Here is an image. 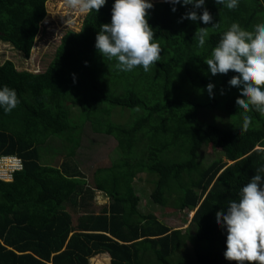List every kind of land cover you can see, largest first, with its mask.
Instances as JSON below:
<instances>
[{
  "label": "trees",
  "instance_id": "trees-1",
  "mask_svg": "<svg viewBox=\"0 0 264 264\" xmlns=\"http://www.w3.org/2000/svg\"><path fill=\"white\" fill-rule=\"evenodd\" d=\"M47 1L0 0V40L29 57ZM114 2L87 13L79 31L62 34L44 72L19 70L10 59L0 63V87L14 89L20 100L11 113L0 108V156H18L23 164L11 181L0 180V264H89L101 253L109 264H185L171 257L186 241L200 264H234L224 258L227 233L215 214L238 200L240 188L264 165V115L248 113L251 125L241 132V90L228 84L237 74L213 76L204 62L233 22L246 30L264 23V0H239L235 10L205 0L218 28L181 20L192 5L176 4L173 12L172 4L149 0L147 21L162 49L149 72L141 66L119 71L97 52L96 35L111 23ZM198 27L209 29L203 48L193 38ZM205 108L226 115L209 120ZM115 110L120 118L127 112L123 121L111 118ZM86 123L113 136L121 155L98 167L92 183L71 162ZM50 137L68 145L58 166L40 162L39 146ZM208 143L228 150L232 162H202ZM140 172L152 177L154 203L193 211L185 231L140 209L133 186ZM96 191L109 202L94 210Z\"/></svg>",
  "mask_w": 264,
  "mask_h": 264
},
{
  "label": "clouds",
  "instance_id": "clouds-1",
  "mask_svg": "<svg viewBox=\"0 0 264 264\" xmlns=\"http://www.w3.org/2000/svg\"><path fill=\"white\" fill-rule=\"evenodd\" d=\"M161 1L172 4L173 12L176 4L192 5L181 20H199L205 25L219 27L218 22L213 23L209 11L203 8L205 0ZM64 3L80 13H90L98 12L106 0H64ZM215 3L229 10L239 6V0H215ZM152 8L149 0H115L111 23L100 25L95 38L97 52L103 58L115 61V69L131 72L141 66L144 72H149L160 61L162 49L154 42V31L147 21L148 10ZM197 9L203 11L198 15ZM208 37V27H198L193 38L197 40V46L203 48ZM204 63L213 76L226 75L229 71L237 74L228 84L241 90L236 105L243 109L241 132H247L252 122L248 113L255 111L264 115V23L246 30L233 22ZM213 89L212 83L206 85L210 98H213ZM19 104L14 89L7 85L0 87V108L6 114ZM238 197L229 202L226 210L215 214L217 225L227 233L224 258L234 264H264V165L256 168V174L240 188Z\"/></svg>",
  "mask_w": 264,
  "mask_h": 264
},
{
  "label": "rangeland",
  "instance_id": "rangeland-1",
  "mask_svg": "<svg viewBox=\"0 0 264 264\" xmlns=\"http://www.w3.org/2000/svg\"><path fill=\"white\" fill-rule=\"evenodd\" d=\"M46 9V15L40 24L39 32L35 38L30 56L25 57L9 43L0 40V63L6 59H10L19 70H26L36 74L44 72L46 66L53 57L61 35L68 29L79 31L83 18L87 14L80 13L68 7L64 3V0H48L46 2ZM64 106L72 114H76L79 111L78 106L70 101H65ZM114 112L115 113H112L111 116L114 121H123L127 116L126 112L124 118H120L118 117V111L115 110ZM202 113H204L209 120L214 116L219 120L226 115L220 110L208 108L202 109ZM67 146V144L65 145L63 141L57 137H50L45 144L39 146L40 162L58 166L63 159L67 158V151L65 149ZM120 156L117 150V142L113 136L93 131L91 125L86 123L83 128L80 145L76 148V154L71 159V162L79 167V170L86 176L88 183H92L94 171L98 167L109 166L112 161H115ZM228 158V150L213 149L209 143L204 146L200 153V160L202 162L220 159L230 164L232 160ZM133 186L140 196V209L142 211L152 212L171 228L182 229V231L186 230L193 211H180L174 209L172 206L162 207L154 203L150 197L153 189L152 177L150 175L144 172L138 173L133 180ZM108 202V197L102 192L96 191L91 203L92 209L97 210L103 203L107 204ZM73 216L76 220L77 214L75 213ZM94 257L96 260L93 261V257L90 258L89 264L109 263L107 254H99ZM171 258L174 261L177 258H182L185 264H200L195 258L191 242L189 241H186L183 248L180 251L177 250Z\"/></svg>",
  "mask_w": 264,
  "mask_h": 264
},
{
  "label": "built area",
  "instance_id": "built-area-1",
  "mask_svg": "<svg viewBox=\"0 0 264 264\" xmlns=\"http://www.w3.org/2000/svg\"><path fill=\"white\" fill-rule=\"evenodd\" d=\"M22 160L15 155L0 156V180H12L13 173L22 169Z\"/></svg>",
  "mask_w": 264,
  "mask_h": 264
},
{
  "label": "crops",
  "instance_id": "crops-1",
  "mask_svg": "<svg viewBox=\"0 0 264 264\" xmlns=\"http://www.w3.org/2000/svg\"><path fill=\"white\" fill-rule=\"evenodd\" d=\"M9 181H11V180H9ZM104 204V203H103ZM101 254H107V253H101ZM97 255H99V254H97ZM108 255V254H107ZM108 257H109V255H108ZM109 262H110V257H109ZM109 264V263H108Z\"/></svg>",
  "mask_w": 264,
  "mask_h": 264
}]
</instances>
